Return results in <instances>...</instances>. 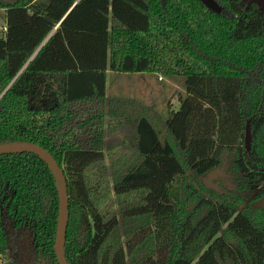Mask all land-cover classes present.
<instances>
[{"label":"trees","instance_id":"16d2710c","mask_svg":"<svg viewBox=\"0 0 264 264\" xmlns=\"http://www.w3.org/2000/svg\"><path fill=\"white\" fill-rule=\"evenodd\" d=\"M216 1L0 0V144L64 171L69 264H264V6ZM109 70L177 81L166 115L111 93L106 129L81 114ZM58 218L48 165L0 155V254L32 233L30 264H59Z\"/></svg>","mask_w":264,"mask_h":264},{"label":"water","instance_id":"95a60500","mask_svg":"<svg viewBox=\"0 0 264 264\" xmlns=\"http://www.w3.org/2000/svg\"><path fill=\"white\" fill-rule=\"evenodd\" d=\"M204 6L216 14H221L223 12V7L216 0H199ZM60 23L55 29L59 27ZM244 143L246 149L249 151L252 145V131L250 120H248L245 129ZM30 152L39 156L51 170L57 184L59 192V218L57 224L56 240L54 250L59 264H69L66 258L65 246H66V235L67 227L69 221V193L68 184L64 171L61 166L54 158V156L44 149L42 146L24 141H14L0 144V155L11 154V153H24ZM213 174H210L209 178ZM5 224L8 226L7 235H13L14 231L12 224L6 222V216L3 217ZM30 250L32 251V246L34 243V238L32 233L28 236Z\"/></svg>","mask_w":264,"mask_h":264},{"label":"rangeland","instance_id":"374dc122","mask_svg":"<svg viewBox=\"0 0 264 264\" xmlns=\"http://www.w3.org/2000/svg\"><path fill=\"white\" fill-rule=\"evenodd\" d=\"M245 1L247 3L257 2L264 6V0ZM4 26H6V11L1 9L0 36L4 32L2 30ZM134 75V73H114V75H112V77L110 78V93L113 95H122L127 97H140L139 95H143L142 98H144L148 103H154L157 110L161 114L166 115V103L171 94V91L172 89H176L180 84H178L177 81H172V83L170 84L160 83V81L158 82L154 75L148 74L146 77L149 79L147 83L149 84V86H146L138 81V78H140L139 76L133 77ZM173 105L175 106V108L179 107V103L177 102V100L173 101ZM36 120L40 122L41 118H36ZM213 176L214 175L207 179V183L213 187L218 188L219 186L214 182ZM16 256H18V252L16 253Z\"/></svg>","mask_w":264,"mask_h":264},{"label":"crops","instance_id":"0c3cea01","mask_svg":"<svg viewBox=\"0 0 264 264\" xmlns=\"http://www.w3.org/2000/svg\"><path fill=\"white\" fill-rule=\"evenodd\" d=\"M114 73H116V72H111L110 70L107 72V84H106L107 94L102 98L95 99L97 104L92 103V104H90V106H84L85 104L84 105L80 104V106H79V109H80L79 111L81 112V114L86 115L87 117H89V115H90V117L91 116L94 117L95 115L99 116L103 112V115H102L103 120L99 119L100 126L103 127V129H106V114H107V109H108V107H107L108 94H110V87H111L110 78L112 77V75H114ZM117 74H119V73H117ZM134 74L135 75L133 77H136V76L140 77V78H138L139 82H141L143 85L149 86V84H147L149 79L146 77L148 75V73H134ZM151 75H153V74H151ZM157 81L159 82L160 80H157ZM139 96L140 97L134 96L133 98H135V97L139 98V99L143 100L144 102H146L147 104H150L144 98H142L143 95H139Z\"/></svg>","mask_w":264,"mask_h":264},{"label":"flooded vegetation","instance_id":"af4514ba","mask_svg":"<svg viewBox=\"0 0 264 264\" xmlns=\"http://www.w3.org/2000/svg\"><path fill=\"white\" fill-rule=\"evenodd\" d=\"M213 179H215V176H213ZM13 235H15V233ZM28 236H29V233L26 234L24 237L23 236L19 237L18 241H16L15 248L17 249V252H18V263L17 264H30L32 251L29 248L30 245H29Z\"/></svg>","mask_w":264,"mask_h":264},{"label":"built area","instance_id":"2783aa9c","mask_svg":"<svg viewBox=\"0 0 264 264\" xmlns=\"http://www.w3.org/2000/svg\"><path fill=\"white\" fill-rule=\"evenodd\" d=\"M3 31H6V26L2 28ZM162 80V78H160ZM0 264H12L10 257L7 254H0Z\"/></svg>","mask_w":264,"mask_h":264}]
</instances>
